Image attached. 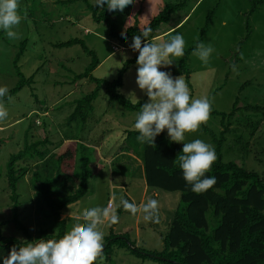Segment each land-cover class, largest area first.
Wrapping results in <instances>:
<instances>
[{"label": "rangeland", "instance_id": "374dc122", "mask_svg": "<svg viewBox=\"0 0 264 264\" xmlns=\"http://www.w3.org/2000/svg\"><path fill=\"white\" fill-rule=\"evenodd\" d=\"M87 1L95 6V0ZM181 1L134 0L131 7L122 13L109 14L117 31L122 33L135 26L143 29L165 5ZM96 8L99 14L102 9ZM250 10L251 0H186L182 7L170 14L167 22L160 24L152 43L162 44L172 36L181 34L185 40L184 52L198 40L211 44L215 51L207 64L202 63L192 51L186 56L185 62L182 63L183 56L173 57V64L160 70L170 72L173 77L182 76L188 84L191 97H208L215 111L228 114L236 102L234 115L225 120V126L229 124L230 130L221 141L222 161L234 162L244 169L255 171L264 180V0L255 12L251 13ZM19 11L22 20L15 30L20 38L9 39L0 32V86L10 90L21 77L33 73L35 77L34 83L24 85L4 101L9 116L0 121L1 233L6 237L23 239L22 232L17 231L11 221L9 192L5 183L6 163L11 154L22 149L26 138L32 142L36 135H43L41 124L45 122L54 134L78 136L86 145L92 144L100 152L115 155L110 163L103 160L97 162L99 165L88 179L87 194L67 206L65 211H79L82 214L91 207L104 208L112 197L114 200L110 201L112 206L109 208L111 215L108 220H102L104 223L98 225V229L103 234H109L112 217L119 209V223L114 225L113 232H123L131 242L143 248L161 251V236L172 219L179 202V193L149 188L144 204L150 199L158 203L157 219L153 221H146L143 211L132 213L122 204L126 189L131 187L133 194L138 197L142 187V143L137 136L128 140L122 136L125 129L134 128L137 110H128L117 100H109L102 87L93 102L88 121L83 126L73 123L69 127L65 124L67 116L73 111L74 100L95 88L92 78L108 81L116 79L126 60L138 55V52L131 51L127 46L132 38L124 43L112 37L108 24L103 20H94L83 1L20 0ZM72 38L81 39L97 57L98 65L90 74L92 78L75 80V76L83 73L92 59L80 45H53ZM24 39H27V47L15 64L19 44ZM136 67V62L129 64L119 91L132 102L138 100L146 103L148 97L135 83ZM184 68L189 71L188 76ZM246 106L257 108L247 109ZM203 124L213 136L218 139L221 137L224 126L218 115L210 113L208 121ZM163 133L168 137L166 130ZM210 133L200 125L196 132L185 133L184 142L201 139L215 148ZM120 185L122 188H119ZM152 189L157 191L158 198L149 196ZM17 191L20 194L18 219L28 231L38 237L41 231L55 229L52 221L34 217L32 192L26 179L18 183ZM76 223L83 221L72 220L67 216L66 233ZM97 264L165 263L158 259L138 258L125 248H119L114 250L108 261L102 257Z\"/></svg>", "mask_w": 264, "mask_h": 264}, {"label": "trees", "instance_id": "16d2710c", "mask_svg": "<svg viewBox=\"0 0 264 264\" xmlns=\"http://www.w3.org/2000/svg\"><path fill=\"white\" fill-rule=\"evenodd\" d=\"M76 1L86 2L87 9L94 20H103L108 24L112 37L122 41L121 37L127 36V42H129L143 29L151 28L147 40L152 43L157 36L156 31L160 24L167 22L170 14L182 7L186 0L165 5L164 9L143 29L135 26L122 33L117 31L106 8L98 14L96 6L89 4L87 0ZM262 1L251 0L250 12H255ZM197 43H200V40ZM197 43L184 52L182 63L185 62L186 56L195 49ZM75 44L80 45L92 57L87 69L76 75L75 80L91 77V72L98 65V59L92 51L87 49L81 39L72 38L53 45L63 47ZM127 44L129 46L131 42ZM26 47L27 39H24L19 44L15 64ZM137 56L126 60L116 79L108 81L91 77L95 88L90 93L74 100L73 111L67 116L65 124L69 127L73 123L83 126L92 114L93 102L102 87L109 100H117L126 109L138 112L145 101L132 102L119 91L123 85L124 72L129 64L136 62ZM184 71L188 76L187 68H184ZM34 77L35 73L28 77H21L15 87L9 90L4 101L17 93L24 85L34 83ZM245 108L257 107L246 106ZM236 110V102L228 114L212 109L211 113L218 115L224 126L219 139L213 136L210 133L211 130L204 124H201L202 128L212 136L217 156V160L206 174L215 176L217 183L203 193H193L190 185H187L182 178V171L178 166V156L182 154L180 143L170 142L163 132L155 138V147L142 143L141 158L147 185L163 191L178 192L179 202L161 236L163 242L161 251L143 248L131 242L126 234L114 233L112 228L118 222L120 215L118 209L115 215L117 220L111 221L109 234H104L102 257L105 261L111 258L115 249L125 248L135 257L158 259L165 264H264V180L257 172L244 169L234 162H224L221 157V141L223 135L230 130L229 124L225 126V120L231 118ZM41 126L43 135H36L32 142L26 138L22 149L11 154L6 163L5 183L9 192L11 221L14 228L22 232L23 239L6 237L0 231V254L5 256L16 244L35 242L34 240L37 239L58 240L62 238L67 228V217L62 215L71 212H66L65 209L87 194L88 179L99 165L97 162L101 161L94 145H86L78 136L65 133L54 134L47 128L45 122ZM138 135V131L134 128L125 129L122 134L124 140ZM1 143L2 138L0 137V145ZM101 153L107 159L113 156L111 152ZM1 175L0 171V177ZM24 179L32 192L34 217L52 221L55 228L41 231L38 237H34L26 225L18 219L20 204L18 183ZM102 257L98 258L94 264H97Z\"/></svg>", "mask_w": 264, "mask_h": 264}, {"label": "clouds", "instance_id": "9594fccd", "mask_svg": "<svg viewBox=\"0 0 264 264\" xmlns=\"http://www.w3.org/2000/svg\"><path fill=\"white\" fill-rule=\"evenodd\" d=\"M133 3L134 0H95L94 5L102 10L106 8L110 13H122ZM19 5L20 0H0V32L13 40L20 38L15 30L22 20ZM150 33L151 28L143 29L139 35L132 37L128 46L131 51L138 52L135 83L148 97L136 113L133 127L138 131L137 139L141 143L155 147V138L165 130L170 142L181 143L178 166L182 178L193 193H203L217 183L215 176L206 175L217 160L215 148L201 139L184 141L185 133L196 132L201 124L208 121L212 104L206 96L192 98L182 76L173 77L170 72L160 70L173 64L171 58L184 55L183 36L176 34L164 43L156 44L148 42ZM127 39V36L121 37L125 43ZM214 51L211 44L201 42L197 43L193 55L207 64ZM232 67L235 70V65ZM8 91L7 87L0 86V121L9 116L4 104ZM122 204L132 213L143 211L146 221L157 219L156 200H148L142 209L127 200ZM108 206L112 204L109 202ZM107 215L104 208H88L82 213L83 223L73 225L62 238L37 239L13 245L6 256L0 254V264H94L102 257L104 247V234L98 225ZM116 220L117 217L113 216L112 221Z\"/></svg>", "mask_w": 264, "mask_h": 264}, {"label": "crops", "instance_id": "0c3cea01", "mask_svg": "<svg viewBox=\"0 0 264 264\" xmlns=\"http://www.w3.org/2000/svg\"><path fill=\"white\" fill-rule=\"evenodd\" d=\"M97 149V153H98V155H99V158L101 159V160H103L104 162H106V163H110V162H112V159H114V156L110 159V160H107V158H104L103 157V155H102V153L100 152V150L98 149V148H96ZM142 172H143V177H142V182H141V184H142V187H141V193H140V195L137 197V196H135L134 194H133V192H132V188L130 187L129 189H130V191H129V189H126V192H125V195H124V198H123V200L122 201H125V200H127L128 202H130V203H133V204H135L136 206H137V208L138 209H140L141 208V205H143L144 204V200H145V197H146V194L148 193L147 191L149 190V188H151L150 186H148L147 185V183H146V180H145V176H144V169H143V164H142ZM119 188H122V186L120 185L119 186ZM148 188V189H147ZM158 193H157V191H155V189H152L151 191H150V193H149V196L151 197H155V198H158ZM112 200H114L112 197H110L107 201V205L106 206H104V209H106L107 210V213H108V215L106 216V217H104L103 218V221H106V220H108V217H109V215H111V212L109 211V206H108V204H109V202L110 201H112ZM111 203V202H110ZM72 215V216H71ZM63 217H69L70 219H72V220H79V219H81L82 221H83V219H82V214L81 213H79V211H77V213H72V211L71 212H69L68 214H63L62 215ZM136 220V219H135ZM102 221V223H104ZM119 223V220H118V222L116 223V224H118ZM115 224V226H117ZM115 226H113V230L115 229ZM120 234H124L123 232L122 233H120ZM137 245V244H136Z\"/></svg>", "mask_w": 264, "mask_h": 264}]
</instances>
